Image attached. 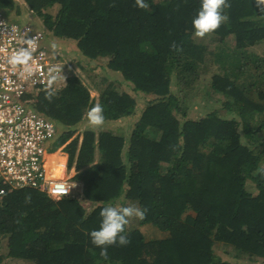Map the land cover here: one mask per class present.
<instances>
[{"label":"trees","instance_id":"16d2710c","mask_svg":"<svg viewBox=\"0 0 264 264\" xmlns=\"http://www.w3.org/2000/svg\"><path fill=\"white\" fill-rule=\"evenodd\" d=\"M22 1L35 13L57 6L47 21L51 33L73 40L89 61L106 59V69L120 74L119 88L107 78L96 83L108 124L133 116L143 95L150 99L121 136L101 130L96 139L87 129L80 143L75 138L65 147L90 209L73 196L54 201L33 188L0 196V242L6 243L0 264L264 259V57L248 52L264 44V0H229L228 20L205 37L191 25L200 0H146V9L136 0ZM15 3L0 0V10L19 14ZM66 80L63 89L40 96L39 111L64 129L59 145L81 122L88 125L83 119L96 104L80 80ZM197 88L218 107L187 119V98ZM96 152L100 160L93 164ZM121 197L122 205L142 207L146 216L130 218V243L108 246L104 257L89 233L99 227L101 209ZM144 225L159 237L146 239Z\"/></svg>","mask_w":264,"mask_h":264},{"label":"built area","instance_id":"2783aa9c","mask_svg":"<svg viewBox=\"0 0 264 264\" xmlns=\"http://www.w3.org/2000/svg\"><path fill=\"white\" fill-rule=\"evenodd\" d=\"M30 13L42 20L21 22L0 10V196L33 188L57 200L68 196L77 185L65 177L66 167L62 178H54L46 166L59 134L55 121L39 111L40 96L63 89L72 75L65 70L68 62L63 63L49 46V37H57L49 30L45 16ZM27 38L34 39L36 48L31 61L34 71L25 78L21 68L8 63V57Z\"/></svg>","mask_w":264,"mask_h":264},{"label":"rangeland","instance_id":"374dc122","mask_svg":"<svg viewBox=\"0 0 264 264\" xmlns=\"http://www.w3.org/2000/svg\"><path fill=\"white\" fill-rule=\"evenodd\" d=\"M15 7L19 8L20 13L16 14L15 10L10 11L9 17L15 20H19L21 22H38L39 20H42V18H35L31 15L29 9L27 8L26 4L22 0H16ZM57 6H52L51 8L41 10L40 15L43 14L47 21H51L56 14ZM50 38L49 46L52 47L54 51H57L59 55L62 57V59H65L69 64V73L71 75L80 80V82L83 84V86L87 89V91L90 94L91 99H95V102L97 103L98 97H99V90L101 88L97 87V82L101 81L102 78H107L109 81L114 82V87H117L119 84V81H122V77L118 73L110 72L106 69V59H100L98 61H89L83 57L80 56L78 53V49L76 47V44L71 39L66 38H58L53 39V37ZM228 43H231L230 40H227ZM248 52H251L252 54L258 56V57H264V44H261L259 46H255V48L248 49ZM71 76V77H72ZM198 83H203V78L201 77L198 81ZM97 83V84H96ZM177 83L178 79H174L172 81V91L177 92ZM96 84V85H95ZM121 87H124V85H121ZM120 87V88H121ZM97 88V89H96ZM119 88V87H117ZM181 92H184V90H181L178 94ZM177 94V95H178ZM179 96V95H178ZM145 97V100L143 99ZM150 96H142V98L138 101V104L136 106V110L134 112V115L131 117H127L124 119H119L113 123H109L105 121V124L100 128H92L89 125H85L83 122H81L76 127V131L71 137V140H74L75 138L79 140V143L81 142L83 138V132L85 130H93L95 132V137L97 139V135L101 130H112L114 132V135H122L123 131L126 127H128L129 124H133L134 120H136L141 110L144 107V102L146 100H149ZM187 104H188V114L187 119H198L207 114L210 110H213L214 108L218 107V103L213 101V98H209L208 94H205L201 89L197 88L196 91L193 92V94L187 98ZM219 115L223 116L225 115V112H219ZM186 118H182V120H185ZM83 121H86V116L84 117ZM58 131L60 134H64V129L61 126H58ZM70 142V140L68 141ZM68 143H66L64 146H66ZM62 149V148H61ZM66 155H65V154ZM63 156L68 159V153L66 151L60 153H55L50 156L49 158V167L52 171L53 177L57 178L58 175L60 178L63 177L64 173V162H63ZM100 160L99 154L96 152L94 156V162L93 164H97ZM167 168V165H165V169ZM77 172L68 171L66 172L65 177L71 178L72 181H74L73 176L76 175ZM75 174V175H74ZM123 198L121 197V200L114 204L113 206H118L123 204ZM82 206H84L86 209H90V205L88 202H86L85 198L84 201H80ZM89 205V206H88ZM139 230L142 232V234L145 236L146 239H153L155 237H159V233L156 234L154 232V229L151 228L148 225L140 226ZM162 237V236H161ZM6 250V243L3 239L0 242V253H4ZM2 264H28L25 261L20 260H14V259H4ZM251 264H264V259H257L254 262H251Z\"/></svg>","mask_w":264,"mask_h":264},{"label":"clouds","instance_id":"9594fccd","mask_svg":"<svg viewBox=\"0 0 264 264\" xmlns=\"http://www.w3.org/2000/svg\"><path fill=\"white\" fill-rule=\"evenodd\" d=\"M136 4L140 8H145V9L148 8V4L146 3V0H136ZM229 7H230L229 0H200L199 8L191 20V25L194 34L197 37H205L206 35L218 29L222 23L228 20V15L225 9ZM172 46L175 47V45ZM35 48H36V44L34 42V39L27 38L25 39L24 44L15 51H13L8 57V63L13 68H21L22 75L25 78L30 76L34 71L31 65V61L33 58ZM105 121H106L105 110L102 104L96 103L88 109L86 113V123L90 127L100 128L105 124ZM58 134L59 135L57 137V145H56L57 147L53 149L50 156L55 153L61 154V151L62 152L66 151L65 147L69 144L68 141L69 140L70 142L73 141L70 139L71 137H73L71 136L70 138L67 139V141L64 144L59 145L58 144L59 142L58 140L60 137L59 131ZM66 143L68 144L64 146ZM68 159H69V154H68ZM68 159L66 158L65 160L66 172H68L69 170L74 173L77 172L74 165L71 168L68 167L69 166ZM260 171L262 174H264V169H261ZM79 172H77L76 174H78ZM65 174H63V176ZM72 178H74V176ZM73 182H75L77 186L72 190V192L68 196H73V198H77L79 201L81 200L84 201L82 181L74 179ZM69 188L70 187L66 188L64 190V193H66L69 190ZM146 212H147L146 209L139 207L137 205H127V206L109 205L103 207L100 212L101 220L99 227L93 229L89 233L91 242L95 246L100 248L102 256L107 257L108 246L111 245L123 246L130 243L129 236L126 232V225H128L129 219L135 217L138 218L139 220H143L146 216Z\"/></svg>","mask_w":264,"mask_h":264},{"label":"bare ground","instance_id":"6f19581e","mask_svg":"<svg viewBox=\"0 0 264 264\" xmlns=\"http://www.w3.org/2000/svg\"><path fill=\"white\" fill-rule=\"evenodd\" d=\"M49 158H50V156L47 157V160H48L47 163H48V164H46V166H47V165L49 166ZM51 173H52V171H51ZM54 178H55V177H54Z\"/></svg>","mask_w":264,"mask_h":264},{"label":"crops","instance_id":"0c3cea01","mask_svg":"<svg viewBox=\"0 0 264 264\" xmlns=\"http://www.w3.org/2000/svg\"><path fill=\"white\" fill-rule=\"evenodd\" d=\"M65 157V156H64ZM65 160H66V158H65Z\"/></svg>","mask_w":264,"mask_h":264}]
</instances>
